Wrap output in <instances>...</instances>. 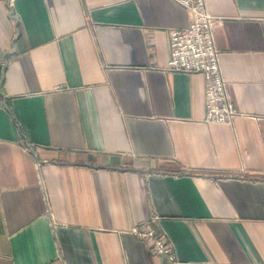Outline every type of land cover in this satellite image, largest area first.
Here are the masks:
<instances>
[{
  "label": "crops",
  "instance_id": "obj_1",
  "mask_svg": "<svg viewBox=\"0 0 264 264\" xmlns=\"http://www.w3.org/2000/svg\"><path fill=\"white\" fill-rule=\"evenodd\" d=\"M238 111L166 71L173 0H0V264H264V0H205Z\"/></svg>",
  "mask_w": 264,
  "mask_h": 264
},
{
  "label": "built area",
  "instance_id": "obj_2",
  "mask_svg": "<svg viewBox=\"0 0 264 264\" xmlns=\"http://www.w3.org/2000/svg\"><path fill=\"white\" fill-rule=\"evenodd\" d=\"M173 1L188 10L189 22L184 28L168 30L165 70L201 74L204 122L232 125L238 111L229 97L214 40V28L221 18L207 10L205 0ZM129 232L137 239L148 241L155 254L165 256L172 264H179L163 231L142 224L132 226Z\"/></svg>",
  "mask_w": 264,
  "mask_h": 264
}]
</instances>
